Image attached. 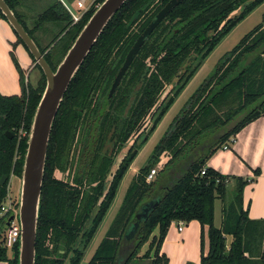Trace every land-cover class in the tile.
<instances>
[{
    "label": "trees",
    "instance_id": "trees-1",
    "mask_svg": "<svg viewBox=\"0 0 264 264\" xmlns=\"http://www.w3.org/2000/svg\"><path fill=\"white\" fill-rule=\"evenodd\" d=\"M5 1L39 47L11 4L17 5L19 0ZM167 1H125L73 77L49 138L35 264H64L66 260L69 264L80 263L120 181L157 123L221 38L264 2L184 0L151 33L109 98L111 84L128 50ZM56 2L37 15L35 27L46 20L61 24L55 39L62 33L66 36L61 37L62 59L96 7L72 25L65 7ZM0 18L5 20L1 12ZM17 41L22 44L18 37ZM44 58L53 70L61 61L53 65L50 54H44ZM16 68L20 74L17 63ZM43 78L42 85L28 91L20 80L19 95L0 94V177H7L0 185V205L6 198L10 175H21L30 124L45 86L44 75ZM237 99L238 109L246 110V114L236 125L207 142L206 135H201L209 124L217 122L216 117L206 120L213 107ZM260 116L264 117V14L262 22L219 59L207 80L190 97L188 107L177 115L146 164L134 175L87 264H129L150 236L145 258L151 253L149 264H167V258L159 252L171 222L191 220H197L202 228L207 226L208 251L205 255L201 251L199 264H264V219H250L242 205V189L251 178L236 179L233 199L222 208L221 224L216 227L214 201L224 197L225 180L229 178L206 166L211 154L242 126ZM147 120L151 126L144 133ZM195 125H199L197 130ZM5 131L13 136L9 138ZM134 135L108 180L116 156ZM164 154L168 156L164 168L155 179L146 182L149 170ZM203 167L205 175L200 173ZM67 170L71 181L54 175ZM156 200L154 205L152 201ZM151 205L153 208L149 209ZM145 207L147 214H141L138 230L126 236L127 226ZM5 221V217L0 219V238ZM155 229L157 234H153ZM228 237L231 241L226 250ZM8 250L11 258L7 257ZM17 254V243L11 249L0 245V260L17 264Z\"/></svg>",
    "mask_w": 264,
    "mask_h": 264
},
{
    "label": "water",
    "instance_id": "water-1",
    "mask_svg": "<svg viewBox=\"0 0 264 264\" xmlns=\"http://www.w3.org/2000/svg\"><path fill=\"white\" fill-rule=\"evenodd\" d=\"M125 1L127 0H103L91 14L74 39L72 45L69 47L57 67L53 70L44 58L38 45L18 20L13 10L5 0H0L1 14L5 17L6 22L21 40L22 44L32 56L35 64L39 66L45 77L43 93L41 94L39 102L35 108L30 124L27 147L20 175L17 207L20 236L17 242V264H35V245L39 206L47 148L54 119L57 115L60 104L73 77L111 18L121 8ZM183 1L184 0H168L138 35L113 79L108 93L109 98L116 91L127 69L151 33L168 16V14ZM5 134L9 138L13 136L10 131H5ZM6 178V175L0 177V185L5 182ZM152 202L155 203L154 205H157V200ZM151 208H153V205H151L149 209ZM145 209L146 207L142 208L137 218L129 223L125 230L126 236H132L138 230L141 214H147V211H143ZM13 217V214L7 217L4 228L8 227Z\"/></svg>",
    "mask_w": 264,
    "mask_h": 264
},
{
    "label": "rangeland",
    "instance_id": "rangeland-1",
    "mask_svg": "<svg viewBox=\"0 0 264 264\" xmlns=\"http://www.w3.org/2000/svg\"><path fill=\"white\" fill-rule=\"evenodd\" d=\"M31 0H19V2L16 4L12 3L14 5V9L19 14L22 22L25 24V26L31 31L32 36L35 38L37 43L39 44V48L42 50V54H50L51 61L53 65H56L59 59H61L62 53L61 46H62V39L65 36L64 33L59 35V38L55 39L56 35L60 32L61 24H57L52 20H46L44 23H42L39 27L43 28L44 31L39 30L40 32L46 33L43 38L39 39L38 33H40L35 25L37 23V15L39 13H42L50 4L55 3L56 1H59L63 6H68L70 11H76L75 7V0H41L42 5L40 7H37L34 9V11L29 7ZM40 1V0H39ZM10 2V1H9ZM57 3V2H56ZM28 6V9H25L29 12L28 17H25V14H23L20 10L23 9L20 6L21 5ZM19 8H21L19 10ZM35 12V13H34ZM238 13V12H236ZM234 13V14H236ZM233 14V15H234ZM263 14H264V2L259 5L257 8H255L251 13H249L246 17H244L241 21H239L236 25L232 27V29L224 35L221 40L218 42V44L214 47L213 50L210 51V53L207 55V57L203 60L202 64L199 66V68L196 70L194 75L189 79L183 90L179 93V95L176 97L173 104L170 106L168 111L163 115L161 120L157 123L154 130L151 132L149 138L147 141L143 144V146L139 149L136 157L132 161L130 167L126 171V173L123 176V179L120 181L119 186L116 191V195L113 198L111 205L109 209L107 210L102 222L99 224L95 234L89 241L86 249L84 250V253L82 255V259L79 264H87L90 260L91 256L93 255L94 251L96 250L97 246L101 242L102 238L105 235L106 230L108 229L112 219L114 218V215L117 211V207L119 206L121 200L124 197L125 190L127 186L129 185L131 179L139 172V169L143 167L147 160L150 158L156 144L160 141V139L164 136L166 131L169 129L171 123L174 121V119L179 115L182 110L186 107H188V101L190 97L200 88V86L207 80L209 75L213 72L215 66L217 65L219 59L225 55L227 52H230L240 41L241 39L250 32L256 25L262 22L263 20ZM232 15V16H233ZM50 23L52 27L46 26V24ZM63 25V24H62ZM54 26V27H53ZM48 29V30H47ZM64 36V37H63ZM61 37H63L61 39ZM30 55V54H29ZM31 64H33L32 70H29L28 72L25 70L23 71L20 69V80L23 85V87L26 89V91L29 90V88H36L40 85H42L44 78L41 70L39 67L35 64L34 60L30 56ZM57 67V66H56ZM172 85L168 86L166 88V92L171 89ZM223 99V98H222ZM224 100V99H223ZM239 100L237 99L233 103H227L222 102L219 106L217 104L213 107V111L209 114L207 121H212L213 118L216 119V123L209 124L205 131L202 132L206 135L207 142H210L212 138L219 133L228 130L232 126L236 125L237 122L241 120V118L246 114V110H239L238 109ZM238 109V111H237ZM147 128L144 130V133L148 131V129L151 126V121L147 120L146 122ZM199 127V125H195L194 130H197L196 128ZM198 137V138H201ZM136 136H132V138L128 141L126 146L118 153L116 156V159L114 161V164L111 168L112 173L116 169L117 165L121 161V158L127 153L128 146L131 144L132 139ZM141 138L138 139V142H140ZM202 141V140H199ZM203 143V142H202ZM207 143H205L206 145ZM201 145V143H200ZM231 146V144H229ZM191 151V150H190ZM189 151V152H190ZM201 153L203 150L200 151ZM185 154V153H184ZM167 155H162L157 163L155 164V168L157 170V173L161 171L162 168H164L166 162H167ZM110 170V171H111ZM58 176L61 175L62 178H66V173H59L57 172ZM161 173V172H160ZM159 175V173H158ZM158 175H155L156 178ZM154 178V179H155ZM108 180L111 179V172L107 178ZM246 184H249V182H246ZM245 184V185H246ZM244 185V186H245ZM243 186V189H244ZM19 187H20V177L17 176H11L8 180L6 189H7V195H9L13 199V203H16L15 206L18 207V197H19ZM224 199H226L225 204H227L229 201L233 199V192L232 190L229 191V189L225 190ZM216 211L219 212V206L218 202H216ZM219 217V214H217ZM186 224L182 225V228H185ZM169 230V229H168ZM157 234V230L155 229L153 231V234ZM151 241V236L148 238V240L141 246L139 251L137 252L135 259H133L129 264H149L151 253L148 257L145 258V255L147 253L149 243ZM231 241V238L228 237L225 241V249L228 250L229 243ZM208 236L207 232L205 231L204 236L199 241V247L202 246L205 251L208 249ZM196 245V247L199 249ZM165 250L169 252L170 256L172 257L171 262L179 261L180 255L188 252L191 253L192 250V242L184 243L183 245L177 244L175 242H167ZM165 257L167 258V264L170 262V257L166 252H163ZM198 253V252H197ZM148 259V260H147ZM64 264H69V261L66 260Z\"/></svg>",
    "mask_w": 264,
    "mask_h": 264
},
{
    "label": "crops",
    "instance_id": "crops-1",
    "mask_svg": "<svg viewBox=\"0 0 264 264\" xmlns=\"http://www.w3.org/2000/svg\"><path fill=\"white\" fill-rule=\"evenodd\" d=\"M39 2L42 1L31 0L29 7L34 11L35 8L42 5V3ZM20 7L23 9L19 8V10L21 9L20 11L25 14V17H28L29 12L25 10H29L28 6L22 4ZM50 25V23L46 24L48 27ZM50 27H52V25ZM36 29L38 31L41 29V31H44V29L40 27H37ZM46 32L47 31L45 29V33ZM45 33H38L39 39L43 38ZM15 62L23 71L26 70L28 72L29 70H32L33 64H31L28 51L17 41L16 34L6 20L0 18L1 95L12 96L20 94V74L16 68ZM234 138L235 142L231 144L230 148H219L211 154L206 161V166L221 175L228 176L229 181L226 185V192L228 189L233 192L237 178H241L243 180L253 178V180L250 181L249 184H246L244 189H242L243 209H247L248 217L250 219H264V117H257L242 126L235 134ZM224 200L226 201V199L221 197L216 198L214 201L213 223L216 227H219L221 224L222 208L226 205ZM216 202H218L219 212L216 211ZM120 204L117 207V211ZM217 214H219V217ZM184 224H186V227L182 228L181 231H178V222H171L168 228L169 230L167 231L161 244L159 255H164L163 252H166L170 257V262H168V264H199L201 251H203L204 255L208 251V249L205 251L202 246H198L200 237L202 238L205 231L207 232V226H203L202 228L197 220H191L187 223L184 222ZM168 241H172L180 245L192 242L191 253L185 252L180 255L179 261L171 262L172 257L169 252L165 250L166 243ZM7 257L11 258L9 250L7 251ZM0 264H9V261L0 260Z\"/></svg>",
    "mask_w": 264,
    "mask_h": 264
},
{
    "label": "built area",
    "instance_id": "built-area-1",
    "mask_svg": "<svg viewBox=\"0 0 264 264\" xmlns=\"http://www.w3.org/2000/svg\"><path fill=\"white\" fill-rule=\"evenodd\" d=\"M97 0H75V7L76 11L73 10L70 11L68 6H64L67 12L69 13L71 17V23L76 24L78 23L82 16L92 7H97L99 4L96 2ZM19 133L21 135H24V131L20 129ZM235 142L234 136L229 139L227 143H224L221 146V149H228L230 148L229 144H232ZM201 175H205L206 173V167H203L200 171ZM157 174V170L155 167L151 168L146 175V182H150L154 179V176ZM14 176L13 174L10 175ZM253 178L249 179L248 182L252 181ZM228 183V180H225ZM16 203H13V199L6 195L5 200L0 205V219L5 217H9V215H14L13 219L10 221L8 227L4 228L3 232L1 233L0 238V245L2 247H5L7 249H11L17 242L20 236V225L17 219V207L15 206ZM8 213H10L8 215ZM184 224L183 221H178V227L177 230H182V225Z\"/></svg>",
    "mask_w": 264,
    "mask_h": 264
},
{
    "label": "flooded vegetation",
    "instance_id": "flooded-vegetation-1",
    "mask_svg": "<svg viewBox=\"0 0 264 264\" xmlns=\"http://www.w3.org/2000/svg\"><path fill=\"white\" fill-rule=\"evenodd\" d=\"M123 77H124V76H123ZM121 80H122V79H121ZM120 83H121V81H120ZM119 85H120V84H119ZM117 88H118V87H117ZM114 93H115V92H114ZM111 97H112V96H111ZM74 144H75V143H74ZM107 144H108V143H107ZM109 147H110V146L108 145V149H111V148H109ZM73 149H74V147H73ZM74 151H76V150H74ZM72 153H73V151H72ZM72 153H71V154H72ZM111 153H112V152H111ZM111 153H110V154H111ZM122 158H123V157H122ZM122 158H121V159H122ZM119 163H120V162H119ZM117 167H118V165H117ZM117 167H116V168H117ZM115 170H116V169H115ZM115 170H114V172H115ZM110 172H111V178H112V175L114 174V172L112 173V170H111ZM64 173H66L67 176H66V178H63V179H64V180H67V179H68L69 181H71V177H72V175H69L68 170H67L66 172H64ZM56 174H58V173L55 172V174H54L55 177H57V178H60V177H61V175L58 176V175H56ZM61 178H62V177H61Z\"/></svg>",
    "mask_w": 264,
    "mask_h": 264
}]
</instances>
